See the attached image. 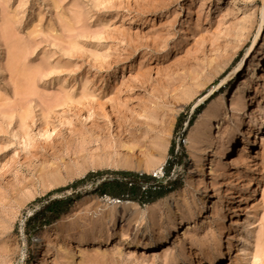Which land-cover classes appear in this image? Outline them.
Returning <instances> with one entry per match:
<instances>
[{"label": "rangeland", "instance_id": "rangeland-1", "mask_svg": "<svg viewBox=\"0 0 264 264\" xmlns=\"http://www.w3.org/2000/svg\"><path fill=\"white\" fill-rule=\"evenodd\" d=\"M262 13L264 0H0V264H204L216 242L212 264H264V54L247 68ZM120 172L171 191L124 207L101 188Z\"/></svg>", "mask_w": 264, "mask_h": 264}, {"label": "trees", "instance_id": "trees-1", "mask_svg": "<svg viewBox=\"0 0 264 264\" xmlns=\"http://www.w3.org/2000/svg\"><path fill=\"white\" fill-rule=\"evenodd\" d=\"M168 152L170 155L173 154L174 143H171ZM172 169V161L167 160L165 166L163 167V177L165 179L170 176ZM119 174L122 177V180H112L102 183L101 188L104 187L108 190L103 193V196L120 201H134L140 204H147L163 197L171 191L167 190L166 187L157 185V179H155L152 175L134 172H120ZM89 177L90 174H87L82 180H87ZM75 184L76 183H73V185ZM61 203L62 201H53L49 203L43 207L40 215H44L47 212L50 214L53 213L56 210L55 208ZM43 221L46 222L45 217L43 218ZM49 223L50 222L47 224Z\"/></svg>", "mask_w": 264, "mask_h": 264}, {"label": "bare ground", "instance_id": "bare-ground-1", "mask_svg": "<svg viewBox=\"0 0 264 264\" xmlns=\"http://www.w3.org/2000/svg\"><path fill=\"white\" fill-rule=\"evenodd\" d=\"M263 27H264V14L262 13V15H261V18H260V21H259V23H258V28H257V33H261V31L263 30ZM263 39H264V37H263ZM263 43L261 44V46H260V48L258 49V50H256V52H254L255 54L254 55H252L253 56V58L250 60V63L248 64V70H251L252 69V66H253V61H254V59L256 58V55H260V54H264V41H262ZM255 64V63H254ZM255 66V65H254ZM254 69V68H253ZM260 77V76H259ZM262 77V76H261ZM260 77V78H261ZM259 79V78H258ZM244 84H245V82H239V85H238V87H237V89L235 90V92L233 93V95H232V99H235L234 101H233V103H234V105L235 106H238V108H237V110L239 111H242V110H244L245 109V107H246V104H247V102L245 101V98L244 97H242V94H240V89H242L243 87H244ZM242 93H243V91H242ZM249 101V100H248ZM213 116H216V114H214ZM215 118V117H214ZM212 122V121H211ZM211 122H208L207 124V126H206V128L204 127V130L202 131V133H203V136H204V139L207 141V143L209 144L208 145V147H212V144H213V142H212V138H211ZM214 125V124H213ZM238 122H236V127H238ZM213 127V126H212ZM153 128V127H152ZM147 130V129H146ZM201 138V137H200ZM232 139H234V136L232 137ZM237 139V138H236ZM229 140V139H228ZM234 141V140H233ZM207 143H206V145H207ZM225 147V146H224ZM223 147V148H224ZM215 148V147H214ZM213 148V149H214ZM222 148V145H219V156L221 157V156H224L225 154H226V152L228 151V150H230V149H228V150H226V149H223ZM207 151H211L210 149H208ZM209 153V152H208ZM212 153V152H211ZM206 155V154H205ZM218 155V154H217ZM206 159V158H205ZM204 160H203V157L199 160V162H200V169L199 170H197L198 171V173L199 174H202L203 173V170H204V164L203 163H205V162H203ZM207 166V165H206ZM226 167V166H225ZM222 171H223V169H222ZM206 172V171H205ZM196 173V172H195ZM198 173H196V174H198ZM224 174V173H223ZM205 177V176H204ZM202 178V177H201ZM202 180V179H201ZM201 182V181H200ZM194 184H197V183H194ZM203 181H202V186H203ZM206 184V183H205ZM204 184V185H205ZM243 184H245V185H247V187H249L251 184H250V182L249 183H247L246 184V182L244 183L243 182ZM243 186V185H242ZM205 187V186H204ZM204 187L202 188V189H204ZM250 188V187H249ZM245 197H246V195H245ZM244 198V197H243ZM109 200H112V201H116V199H110V198H108ZM242 201V200H241ZM113 203V202H112ZM115 203H117V202H115ZM122 203V202H121ZM124 203V207H125V205L127 206H129V205H132V204H134V203H132V202H123ZM93 225H92V228L90 229V230H93V228H95L96 227V224H94V221H93V223H92ZM180 224V223H179ZM177 227L178 226H174L173 227V231H175L176 229H177ZM89 230V231H90ZM220 230H221V228H220ZM223 231V230H222ZM172 232V231H171ZM220 235V234H219ZM111 237V236H110ZM107 239V238H106ZM140 243V242H139ZM160 243V242H159ZM136 245V244H135ZM149 245V242H144V243H140L138 246L139 247H146V246H148ZM151 245V244H150ZM159 245V244H158ZM165 245V244H164ZM219 256H220V244L218 243V242H216V244L214 245V248H213V251H212V253H209V254H207V255H205L204 256V261H205V263L206 264H212L213 262H215V260H219ZM187 258V257H186ZM185 261V260H184ZM186 262V261H185ZM187 263V262H186ZM204 263V264H205ZM188 264V263H187ZM199 264V263H198Z\"/></svg>", "mask_w": 264, "mask_h": 264}, {"label": "built area", "instance_id": "built-area-1", "mask_svg": "<svg viewBox=\"0 0 264 264\" xmlns=\"http://www.w3.org/2000/svg\"><path fill=\"white\" fill-rule=\"evenodd\" d=\"M153 177H156V175H153ZM118 201V200H117Z\"/></svg>", "mask_w": 264, "mask_h": 264}]
</instances>
